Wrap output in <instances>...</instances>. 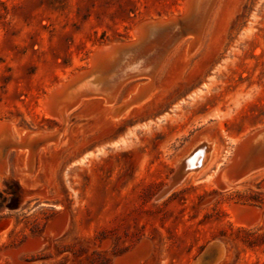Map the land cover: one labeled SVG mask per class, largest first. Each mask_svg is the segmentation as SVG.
<instances>
[{"label": "rangeland", "instance_id": "obj_1", "mask_svg": "<svg viewBox=\"0 0 264 264\" xmlns=\"http://www.w3.org/2000/svg\"><path fill=\"white\" fill-rule=\"evenodd\" d=\"M216 1L197 52L185 35L142 106L120 120L106 112L147 75L123 81L113 103L82 99L59 143L0 147V264H264V171L214 185L237 143L264 129V0ZM186 2L0 0V124L18 141L59 130L44 109L53 90L142 24L184 17ZM203 136L218 144L207 169L172 188L178 158Z\"/></svg>", "mask_w": 264, "mask_h": 264}, {"label": "bare ground", "instance_id": "obj_2", "mask_svg": "<svg viewBox=\"0 0 264 264\" xmlns=\"http://www.w3.org/2000/svg\"><path fill=\"white\" fill-rule=\"evenodd\" d=\"M215 1L216 0H187L186 5H185L186 6L185 7L186 8L185 16H188L190 18L185 20L186 22H183V23H185L184 27L183 26L180 27L177 24L178 18L176 16L172 18V20H173L172 23L169 22L170 20H164V19L159 20L158 24L156 25L157 28L154 29L153 31H151L150 34H149V31H150L149 29H147L146 32H142L137 27V29L134 32L135 37H137L138 35H141V36L145 37L148 41L144 47L139 48L137 51L136 50L135 51H129L127 54H124V55L119 57L118 56L119 54L118 55H116V54L121 49V46L123 43L122 44H116V45L114 44L111 46H104L102 48H99L96 52L103 51V56L99 57L98 60H95L93 58L92 65L90 68H92V66L94 67V65L96 63L97 64L102 63L101 64L102 68L100 70H103L104 68L105 69L108 68L109 72L106 74L100 73V74H97L94 76H91V75L87 76L86 74L90 71V69H89V70L73 77L68 83H64L60 86H57L53 90L51 95L47 98V101L45 103L44 109L46 110L47 114L50 117L59 120L60 123L62 124V128L64 129V127L67 125V123L69 121V117H70L69 115L73 112V110H75L81 104L82 99L87 98V96H89L90 94L91 95H98V96L100 95L102 97L109 98V97H111V94H113V92L116 88L117 89L115 90L116 91L115 97H117L116 96L117 91L120 90L119 87L121 86V83H123V81H125L127 79L130 80V78H132L134 76H143V75L146 76L147 74L152 73L151 75L147 76L150 78V80H151L150 82H147L143 85H141V84L138 85L129 94V96L125 102L121 103L120 106H110L106 112H108L107 116L112 118L113 120H120L123 116L130 113L132 111V109L142 106L143 103H145L153 95V93L156 90L155 80H156L157 76L159 75L158 73H159V70H160L162 64L166 61L168 56L171 55V52L173 50H175L182 43V40L185 37V35L192 34V38H193L192 43H193V46H195L194 49H191V52L189 53V55H191L192 52H194L195 50L199 49V47L201 45V41L203 39V36L207 30V22L209 20L210 11H211ZM179 16H181V15H179ZM202 22H203V24H202ZM149 23H154V22L152 21ZM183 31H185L184 35H183ZM172 43H174L173 46L168 50V48L171 46ZM189 47H190V45H189ZM189 50H190V48H189ZM165 51H166V54H165ZM196 52H194V53H196ZM97 64H96V66H97ZM84 76H86V77H84ZM80 77H84V78L81 79L77 84H75L76 88L74 89V91L69 92L67 95V98H70L71 96L74 97L76 94H78L80 96V98L78 100H76V102H71V105L69 106L68 109H66L64 111V113L57 115V116L53 115L52 112L47 108L48 103H49V99L50 100L52 99L53 102H55L56 99L61 98L64 95L63 92L66 90V88L70 84H72V82L74 80H76ZM124 83L122 85H124ZM74 87L75 86H73V88ZM75 97L78 98L77 96H75ZM115 97H114V99H115ZM116 104H118V103H116ZM63 129H62V133H63ZM13 132H14V130H13ZM62 133L60 134V137L58 139L54 140L55 143L60 142V138L62 136ZM21 136H22V134H21ZM253 137H255V139H253V140H255L257 143L261 144L260 152L264 151V129L256 131L255 133L249 134L246 137H244L235 146L234 152L232 154L233 156H232L231 160L227 163L228 165L221 171L220 178L218 180H216L214 183L215 186H217L223 190L236 189V188L241 187L242 182L245 181L246 179L250 178L251 176H253L259 172L264 171V163H263L261 165H258V166H255L254 168H252L250 171L245 173L244 176L241 178H235L234 177V174L237 173V170L239 167L238 165H240L238 163L240 161L244 160V158L248 155L249 147L247 145V141ZM5 142H6V140H4L3 144ZM245 143H246V146H243V144H245ZM217 150H218L217 141L214 138H208V136H203L199 142H197L196 144L191 146L180 158H178V160L176 162V169H177L178 173H176L177 175L175 176L174 182L172 184V188L173 187L175 188L176 185L182 184L188 180L197 179V177L200 176L205 171V169H207L206 164L210 160H212V158H213L214 154L217 152ZM31 153H33V152H31ZM33 154H35V153H33ZM34 158L35 157H33V155H31L30 159L28 158L29 160H26L27 162H25L24 168L21 169V171H20L21 173L23 171V173L25 175H28V176H33L35 174V170L37 167L35 165ZM0 159H1V157H0ZM3 160H4V158H3ZM262 162H264V161H262ZM8 173H9V165L8 164L6 165V167L4 169L0 168V186L2 185L3 179H5L8 176ZM36 183L37 182L33 181L30 183V185L33 188H36V186H37ZM169 184H170V182H169ZM172 188L165 189L160 194V197L165 196ZM39 191H37V193ZM31 192H33V191H31ZM41 193H43V192L41 191ZM28 194H29V192H27V196H28ZM39 195L40 194H38V196ZM31 197H33V196H31ZM237 208L239 210L241 207L233 208L234 213L237 212L236 211ZM241 209H243V208H241ZM244 210H246V209L244 208ZM247 212L248 213L252 212V214H253L254 211L250 210ZM261 212H263V211L261 210ZM256 215H258V213H256ZM253 216H254V214H253ZM244 217L247 218V216H244ZM260 217L261 216H259V218ZM260 220H261V218H260ZM65 223H67L66 220H65ZM67 225H69V224H67ZM242 225H243V223H242ZM256 225H257V223H256ZM63 229H66V228H63ZM49 231H50V229H49ZM60 231H62V230H60ZM49 237H50V235H49ZM46 238H47V236H46ZM31 240H33V239H31ZM214 245H215V243H214ZM150 246H148V247H150ZM139 247H140V245H139ZM146 251H148V250H146ZM151 251H152V249H151ZM151 251H150V254H151ZM139 256H141V255L139 254ZM137 259L139 260L138 257H137ZM222 259L223 258H221V260ZM136 260L133 262H136ZM119 263H121V262H119Z\"/></svg>", "mask_w": 264, "mask_h": 264}, {"label": "water", "instance_id": "obj_3", "mask_svg": "<svg viewBox=\"0 0 264 264\" xmlns=\"http://www.w3.org/2000/svg\"><path fill=\"white\" fill-rule=\"evenodd\" d=\"M189 18L190 17H188V16L178 18L177 24L180 27L181 26L184 27L185 23H183V22H186L185 20H187ZM169 22L172 23L173 20H170ZM203 22H202V24H203ZM157 24H158V21L154 22V23L148 22V23L142 24L138 28L142 32H146L147 29H149L150 30L149 34H150L151 31H153L154 29L157 28V26H156ZM184 34H185V31H183V35ZM147 42L148 41L145 37L138 35L136 41H134L132 43L122 44L121 49L117 52L116 55L119 54L118 56L120 57L124 54H127L129 51H135V50L137 51L139 48L144 47ZM173 44L174 43L171 44V46L168 48V50L173 46ZM194 48H195V46H193L192 49H194ZM95 54H94L93 58L95 60H98L99 57L103 56V51L95 52ZM165 54H166V51H165ZM96 64L94 65V67L92 66V68H90V71L86 74L87 76H90V75L94 76V75H97L100 73L106 74L109 72L108 68L107 69L104 68L103 70H100L102 68V66H101L102 63L97 64V66H96ZM151 74H147V76H149ZM84 77H86V76H84ZM84 77H80V78L74 80L72 82V84H70L66 88V90L63 92L64 95L61 98L56 99L55 102H53L52 99L51 100L49 99V103H48L47 108L52 112L53 115L57 116V115L64 113V111L66 109H68L69 106L71 105V102H76V100H78L80 98V96L78 94L75 95L78 98H76L75 96L74 97L71 96L70 98H67V95L69 92L74 91V89L76 88L75 84H77ZM134 77H140V76H134ZM73 86H75V87L73 88ZM115 90H114L113 94H111V97L107 98L108 101H113V99L115 97V92H116ZM62 129L63 128L61 126V128L59 130L54 131V132H47V131L24 132V131H21L22 136L19 135L20 141H18L17 138L15 137L14 133H13V125L11 123H8V122L2 123V124H0V144H1L0 147L7 143V144L17 145L19 148L22 145H26L33 140H36L37 142L42 143V146H45L46 144L54 142V140L58 139L60 137V134L62 133ZM255 137H253L247 141V145L249 147L248 155L244 158V160H242L238 163L240 165H238L239 167H238L237 173L234 174L235 178L243 177L244 174L247 173L248 171H250L252 168L264 163V162H262V161H264V151L260 152L261 144L257 143L255 140H253V139H255ZM4 140H6V142L3 144ZM243 146H246V143L243 144ZM34 162H35V159H34ZM5 167H6V165H4V164L2 166H0L1 169H4Z\"/></svg>", "mask_w": 264, "mask_h": 264}]
</instances>
